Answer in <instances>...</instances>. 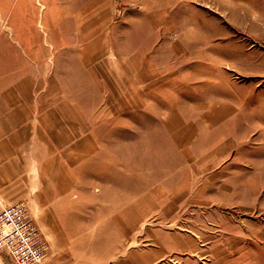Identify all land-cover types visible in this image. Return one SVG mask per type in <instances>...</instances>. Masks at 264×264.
<instances>
[{
    "label": "rangeland",
    "instance_id": "1",
    "mask_svg": "<svg viewBox=\"0 0 264 264\" xmlns=\"http://www.w3.org/2000/svg\"><path fill=\"white\" fill-rule=\"evenodd\" d=\"M240 16L248 18L244 21L252 25V33H259L253 22L264 21V0H0V41H6L17 61L24 52L13 46L11 39H20L23 47L30 49L26 54L31 60L33 82L28 92L34 110L38 113L53 103L54 121L68 117L72 123L69 130L54 124V139L57 134L61 138L63 134L75 135L79 103L83 107L79 115L85 119L84 134L89 140L95 135L100 151L115 150L118 160L117 177L103 174L100 182L90 180L94 189L70 190L66 221L56 222L60 224L49 233L42 230L26 203L19 202L26 205L49 244L45 258L33 264H124L133 249L157 242L156 237H140L146 226L138 221L142 217L140 206L133 207L135 237L118 238L120 234L115 239L108 234L114 217L123 216L124 206L119 202L123 200L120 196H125L117 184L123 180L119 172L125 155L132 149L136 201L149 191L142 187L152 185V172L170 166L174 149L182 153L198 149V143L174 145L171 125H167L171 122L162 127V120L172 115L173 90L177 99L203 100L197 91L207 83L204 71L209 68L205 63L211 66L214 80L220 83L223 79V85L228 79L220 77L218 71L224 69V63L240 67L234 54L236 41L243 37L240 32L249 33L239 29ZM246 34L245 39L250 38ZM219 55L226 62L217 61ZM229 76L230 84L240 85V74L231 71ZM214 85V95L220 96L223 86ZM60 102L69 103L73 109L56 110ZM189 130L194 134L192 128ZM96 135L100 142H96ZM61 138L59 135L60 145ZM101 159H107V154L102 153ZM78 197L84 206L76 205ZM181 208L196 216L201 226L210 215L206 206ZM153 219L147 221L149 230L157 229L156 225L175 228L169 221ZM123 241L127 242L125 247ZM0 257L6 264H18L5 249H0Z\"/></svg>",
    "mask_w": 264,
    "mask_h": 264
},
{
    "label": "crops",
    "instance_id": "2",
    "mask_svg": "<svg viewBox=\"0 0 264 264\" xmlns=\"http://www.w3.org/2000/svg\"><path fill=\"white\" fill-rule=\"evenodd\" d=\"M244 19L248 20L240 16L238 27L249 32L244 34L250 38L245 39L240 32L244 38L236 41L234 54L240 67L224 63V69L218 71L220 77L228 79L223 85V79L217 83L211 66L205 63L209 68L204 71L207 83L204 91H197L203 94V100L183 101L177 99L173 90L169 107L172 115L162 120V127L166 121L171 122L167 125H171L174 145L198 143V149L184 153L174 149L170 166L155 169L152 185L142 187L155 192L142 193L136 201L132 187L133 152L132 149L126 152L124 167L119 172L123 180L117 184L125 196H120L123 200L119 202L124 206L123 216L114 217L108 234L115 239L120 234L118 238L135 237L133 207L140 206L142 217L138 221L146 223L140 237H156L157 242L138 251L133 249L124 264L164 263L172 258L174 264H264V47L261 46L264 21L253 22L260 32L252 33V25ZM3 41H0V211L5 205L26 203L42 230L49 233L60 224L56 222L66 221L70 190L94 189L90 180L100 182L103 174L117 177V153L110 149L100 151V145H95V135L89 140L84 134L85 119L79 115L83 109L79 103L75 135L63 134L61 138L57 134L54 139V124L69 130L72 123L68 117L54 121L53 103L38 113L34 110V100L28 92L33 82L31 60L26 54L30 49L26 50L20 39H11V44L24 52L17 61L18 56ZM221 59L226 62L219 55L217 61ZM209 60L212 59H206ZM231 71L240 74V85L232 81L230 84ZM213 84L223 86L220 96L214 95ZM56 106L58 111L73 109L67 102ZM86 138L91 145H86ZM98 138L96 135V142H100ZM102 153L107 154V159H101ZM79 198L76 205L84 206ZM150 206L155 209L152 213L147 208ZM182 206H206L210 215L201 221L203 226L197 225V217L184 213ZM152 217L160 223L169 221L175 228L159 229L156 225L157 229L149 230L147 221ZM122 243L124 247L127 244ZM0 264H6L1 257Z\"/></svg>",
    "mask_w": 264,
    "mask_h": 264
},
{
    "label": "built area",
    "instance_id": "3",
    "mask_svg": "<svg viewBox=\"0 0 264 264\" xmlns=\"http://www.w3.org/2000/svg\"><path fill=\"white\" fill-rule=\"evenodd\" d=\"M0 249L18 264L38 263L47 255L48 241L26 205H5L0 211Z\"/></svg>",
    "mask_w": 264,
    "mask_h": 264
},
{
    "label": "bare ground",
    "instance_id": "4",
    "mask_svg": "<svg viewBox=\"0 0 264 264\" xmlns=\"http://www.w3.org/2000/svg\"><path fill=\"white\" fill-rule=\"evenodd\" d=\"M104 1H106V0H104ZM101 2H102V0H101ZM96 4H97V3H96ZM96 4H95V5H96ZM93 6H94V5H93ZM98 6H99V5H98ZM90 8H91V7H90ZM92 9H93V8H92ZM97 9H98V7H97ZM200 74H201V73H200ZM202 74H203V73H202ZM204 75H205V74H204ZM197 78H198V77H197ZM204 81H205V80H204Z\"/></svg>",
    "mask_w": 264,
    "mask_h": 264
}]
</instances>
